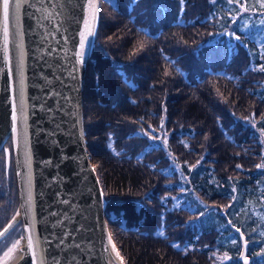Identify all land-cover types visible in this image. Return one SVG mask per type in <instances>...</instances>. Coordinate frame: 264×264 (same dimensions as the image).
Masks as SVG:
<instances>
[{
	"label": "trees",
	"instance_id": "trees-1",
	"mask_svg": "<svg viewBox=\"0 0 264 264\" xmlns=\"http://www.w3.org/2000/svg\"><path fill=\"white\" fill-rule=\"evenodd\" d=\"M100 8L84 128L126 264H241L238 234L208 204L225 199L233 224L264 229V45L242 27L247 4ZM248 239L254 264H264V232Z\"/></svg>",
	"mask_w": 264,
	"mask_h": 264
},
{
	"label": "water",
	"instance_id": "water-1",
	"mask_svg": "<svg viewBox=\"0 0 264 264\" xmlns=\"http://www.w3.org/2000/svg\"><path fill=\"white\" fill-rule=\"evenodd\" d=\"M2 5L0 0V150L10 145L14 153L19 201L0 240L16 226L24 232L6 264H125L105 214L83 118L101 0H12L7 39ZM21 91L24 111L17 110L13 132ZM224 214L241 241L238 259L252 264L250 240Z\"/></svg>",
	"mask_w": 264,
	"mask_h": 264
},
{
	"label": "rangeland",
	"instance_id": "rangeland-1",
	"mask_svg": "<svg viewBox=\"0 0 264 264\" xmlns=\"http://www.w3.org/2000/svg\"><path fill=\"white\" fill-rule=\"evenodd\" d=\"M244 2L247 4L249 9L246 10L247 14L245 15V17H247V18L242 19V23H243L242 27L247 32L251 31L252 34H254L255 37L258 39L257 42H258V45L260 44L259 47L260 46L262 47L264 45V24L261 23V20H264V8H260L258 2L255 3L252 0H244ZM261 141L263 142V150H264V137H263V135L261 137ZM6 144H9V141L6 142ZM5 156H6L5 152L0 153V223L2 222V220L4 221L5 218H8L11 220V218L13 216H15L17 214V211H18V208H17L18 202L16 203L14 201V198L11 197V193H13V192L16 195V191H15L16 187H17L16 186L17 185L16 170H14V162L12 164V159H10L9 167H7L6 163H4ZM261 164H262L261 168L264 169V161ZM13 184L15 186V189H14ZM17 192H18V189H17ZM16 198L19 201L18 195ZM225 204H226V206L228 205V203L225 201V199H223L222 201H213V203L211 204L212 206H210L209 204H208V206L213 207V205H214L215 207H218V208L222 207V209H223L222 211L225 212L226 211V209H224ZM244 210H245V208H244ZM241 214H242L241 219L247 220V222H250L253 225L257 224V222H261V223L263 222L262 220L257 218L256 214L251 215V214H249L243 210L241 211ZM211 220L212 221L215 220V221L219 222L218 218L215 215H213ZM110 230H111V234H112L111 226H110ZM262 232H264V229L260 228L259 226H251V227H248L246 235H247V237L250 236V237L254 238L255 236H258V234H261ZM23 234H24L23 229L19 226L18 227L16 226L14 231L10 232L9 235H7L8 237L6 236L5 238L0 240V245L5 243L4 245L0 246V249H1L0 250V255H1L0 261H3L4 259H6L8 257L5 261V264H6L9 261V259L12 256H14V254H15L14 250L16 248V245L14 247L13 244L17 240H19V238ZM13 235H14V237L11 238ZM112 236H113V239L115 242V246L118 248V251H119L121 257H123V260L125 262L126 257H124V255H126L127 253L120 246V242L117 239V237L114 236V233ZM232 239L236 240V238L234 236H232L230 240H232ZM5 251L7 253L2 255ZM125 264H126V262H125Z\"/></svg>",
	"mask_w": 264,
	"mask_h": 264
},
{
	"label": "snow or ice",
	"instance_id": "snow-or-ice-1",
	"mask_svg": "<svg viewBox=\"0 0 264 264\" xmlns=\"http://www.w3.org/2000/svg\"><path fill=\"white\" fill-rule=\"evenodd\" d=\"M11 2H12V0H3V5H2V7H3V20H4V22H5V30H4V36H5V39H7V23H8L9 18H10V3H11ZM183 2H184V0H181V3H182V4H183ZM211 2H212V3H215L216 0H211ZM228 2H229V3H233V2H235V3L239 4V3H240V0H228ZM257 2H258V4H259L260 8H264V0H257ZM240 7L244 8L245 5H240ZM245 10H247V8H245ZM261 23L264 24V20H261ZM89 35H92V33L89 32ZM233 35H235V34H233ZM235 39L239 40L240 37H239V36H235ZM84 47H85V44H84V40L82 39V40H81V43H80V48H81L82 51H81L80 53H78V55L81 57V60H82L83 55H84V53H83V49H84ZM262 70H264V68H262ZM17 110H19L20 113H23V111H24L22 91H21V99H20V103H19V109H17V106H16L15 104L13 105V113H12L13 132L16 131ZM262 131H264V130H262ZM197 163H199V161H197ZM193 167H195V165H193ZM237 167L239 168V167H241V166H240V165H237ZM257 167H258V168H259V167H262V165H257ZM233 199H234V198H233ZM18 214H19V213H18ZM230 223H231V222H230ZM236 231H237V232H240V229L237 228ZM241 235L243 236V233H241ZM22 239H23V237H22ZM233 243L235 244L236 241H233ZM17 244H19V241H17ZM173 246H174V247H178L177 245H173ZM14 247H15V246H14ZM27 247H28V249H32V247H33L32 237H31V236L28 237V244H27ZM21 250L23 251V249H21ZM10 251H11V250H10ZM224 259H225V260L229 259L227 253H225V255H224ZM244 264H248V260H247L246 257L244 258Z\"/></svg>",
	"mask_w": 264,
	"mask_h": 264
},
{
	"label": "flooded vegetation",
	"instance_id": "flooded-vegetation-1",
	"mask_svg": "<svg viewBox=\"0 0 264 264\" xmlns=\"http://www.w3.org/2000/svg\"><path fill=\"white\" fill-rule=\"evenodd\" d=\"M4 153L5 152V154H6V156H5V160H4V163H6V165H7V167H9V161H10V159H12V164H13V162H14V153L12 152V149H11V146H4V148H2V150H0V153ZM14 170H15V164H14ZM13 186H14V184H13ZM17 186V185H16ZM14 189H15V186H14ZM17 189H18V186L16 187V195H15V193L13 192V193H11V197H13L14 198V201L17 203L18 202V200H17V195H18V192H17ZM10 219H8V218H5L4 219V221L2 220V222L0 223V231H1V229L7 224V221H9ZM17 233V232H16ZM15 233V234H16ZM14 234V235H15ZM9 235V234H8ZM14 235L11 237V238H13L14 237ZM8 237V236H7ZM10 238V239H11ZM5 244V243H4ZM4 244H1L0 246H2V245H4ZM1 250V249H0ZM249 255H250V257L252 258V260H251V262H252V264H254L255 262H254V259H255V256H253V255H251L250 254V252H249ZM238 258V257H237ZM239 260V259H238ZM240 261V260H239ZM240 263H241V261H240ZM242 264V263H241Z\"/></svg>",
	"mask_w": 264,
	"mask_h": 264
},
{
	"label": "bare ground",
	"instance_id": "bare-ground-1",
	"mask_svg": "<svg viewBox=\"0 0 264 264\" xmlns=\"http://www.w3.org/2000/svg\"><path fill=\"white\" fill-rule=\"evenodd\" d=\"M23 245V241L21 240V246Z\"/></svg>",
	"mask_w": 264,
	"mask_h": 264
}]
</instances>
